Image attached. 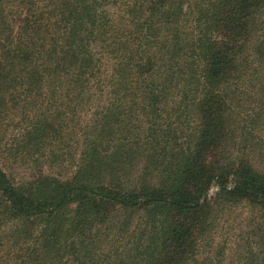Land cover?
I'll use <instances>...</instances> for the list:
<instances>
[{
	"label": "trees",
	"instance_id": "obj_1",
	"mask_svg": "<svg viewBox=\"0 0 264 264\" xmlns=\"http://www.w3.org/2000/svg\"><path fill=\"white\" fill-rule=\"evenodd\" d=\"M247 101L264 0H0V264H264Z\"/></svg>",
	"mask_w": 264,
	"mask_h": 264
},
{
	"label": "rangeland",
	"instance_id": "obj_2",
	"mask_svg": "<svg viewBox=\"0 0 264 264\" xmlns=\"http://www.w3.org/2000/svg\"><path fill=\"white\" fill-rule=\"evenodd\" d=\"M254 89V86L252 85H249V92L252 91ZM251 93V92H250ZM249 101V100H248ZM245 102L242 106V110L241 112H247L246 114H244V116H240L241 118V123L244 125V126H247L249 127V129H247V134L246 133H242L241 136H239V139L240 140H243L244 144L243 143H239L240 146H243L244 147V154L245 156L249 157V158H257V151L258 149L260 148V140H263L264 141V124L263 126H260V123L259 121H253L254 124H248L247 125V120L249 119V114L248 112L251 111V108L253 107V104L251 102ZM248 106H250L251 108H248ZM254 111V113L256 112L257 110V107L255 108H252ZM262 115H261V118H262V121L260 119V121L262 123H264V112H260ZM246 128V127H245ZM14 134V132H11V131H8V134H7V138H10L12 135ZM240 146H237V147H240ZM254 156V157H253ZM252 161H254V159H251ZM256 161V160H255ZM22 163L21 162H15L12 167H8L10 169H8L10 172H17L19 174H25V167H22ZM74 169V168H73ZM68 170V167H65L62 171H66ZM61 171V172H62ZM215 191V187H213L210 191H209V195L213 194ZM214 234L217 235V223L215 224V227H214Z\"/></svg>",
	"mask_w": 264,
	"mask_h": 264
}]
</instances>
